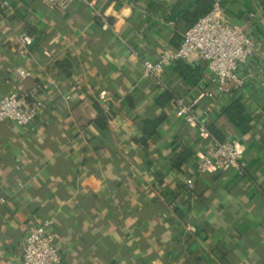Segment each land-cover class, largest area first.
<instances>
[{
  "label": "crops",
  "instance_id": "0c3cea01",
  "mask_svg": "<svg viewBox=\"0 0 264 264\" xmlns=\"http://www.w3.org/2000/svg\"><path fill=\"white\" fill-rule=\"evenodd\" d=\"M198 4L96 0L102 17L79 1L58 9L10 0L6 13L0 9V98L16 90L46 100L32 125L0 120V264H22L28 231L47 217L67 264H264V0H223L226 19L243 25L258 48L254 76L219 96L217 110L243 104V121L212 114L207 122L223 140L239 141L243 174H198L204 140L140 79L142 59L179 45L206 14L183 20ZM20 28L36 35L30 54L14 43ZM183 62L205 70L201 59ZM19 65L31 76L20 81ZM162 77L166 90L203 110L201 78H184L174 65ZM94 104L109 115L104 130ZM159 115L156 132L138 142L144 120ZM184 150L191 152L177 171L173 158ZM187 178L195 182L188 195Z\"/></svg>",
  "mask_w": 264,
  "mask_h": 264
},
{
  "label": "built area",
  "instance_id": "2783aa9c",
  "mask_svg": "<svg viewBox=\"0 0 264 264\" xmlns=\"http://www.w3.org/2000/svg\"><path fill=\"white\" fill-rule=\"evenodd\" d=\"M50 8L64 9L71 2H83L93 8L97 16L96 0H40ZM10 6V0H0V9L4 13ZM106 24V23H105ZM114 26V24L112 25ZM36 35L20 28L14 38L16 47L30 54L36 44ZM257 39L243 25L226 19L223 0H213L211 9L189 26L182 35L178 46H164L156 58L142 59L140 79L153 83L158 90L168 88L162 74L166 67L177 61L205 62L203 77L199 80L202 97L207 102L203 110H197L196 99L174 96L171 99L173 114L180 120L196 127L204 140L201 150L196 153V171L202 174L209 171L235 169L243 172L241 146L237 139L219 140L208 129V118L218 108L219 96L231 89H240L254 76L249 62L257 53ZM21 81L31 76V71L19 65L14 70ZM211 85V86H210ZM46 107V100L32 92L10 91L0 98V120H9L20 126L32 125ZM185 188L192 191L195 182L185 180ZM4 201L0 198V202ZM22 264H67L59 251L52 217L44 218L32 224L28 231L23 249Z\"/></svg>",
  "mask_w": 264,
  "mask_h": 264
},
{
  "label": "trees",
  "instance_id": "16d2710c",
  "mask_svg": "<svg viewBox=\"0 0 264 264\" xmlns=\"http://www.w3.org/2000/svg\"><path fill=\"white\" fill-rule=\"evenodd\" d=\"M199 4L198 7L193 10V12H188L189 14L184 17V21L188 23L191 20H194L198 17V15H201L203 13H206L208 10V0H198ZM178 46V45H177ZM174 65L175 70L184 78L190 77L194 79L195 81H198L200 78H202L204 67L203 65L192 67L191 65L183 62V61H177ZM156 87V86H155ZM157 88V87H156ZM163 93L161 96L158 98V104L163 105L170 101L175 95L168 90L162 91ZM95 108L97 110V117L95 119V124L101 129L104 130L107 126V121L109 118V115L104 111V109L97 105L94 104ZM244 110V106L241 103L238 102H231L228 105L222 106L219 110H215L212 114L214 115H219V116H224L228 118V120L235 125H239L243 121V115L242 111ZM211 114V115H212ZM164 121V116L159 115L155 118H147L144 120V124L142 127V134L143 137L138 140V142L145 143L148 139L149 136L154 134L159 127V125ZM208 129L210 133L216 137L219 140H223V135L218 131L215 126H209ZM191 151L189 150H184L180 154L176 155L173 158V168H176L177 171H180L181 167L183 166V162L185 158L188 156V154ZM238 172V171H237ZM239 174H243V172H238ZM193 191V190H192ZM192 191H187L185 189L186 195L188 193H191Z\"/></svg>",
  "mask_w": 264,
  "mask_h": 264
}]
</instances>
